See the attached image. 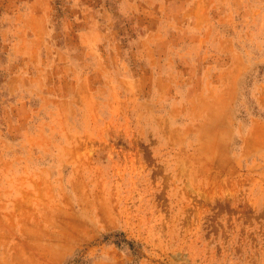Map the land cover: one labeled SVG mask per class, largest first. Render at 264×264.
<instances>
[{
	"label": "rangeland",
	"instance_id": "rangeland-1",
	"mask_svg": "<svg viewBox=\"0 0 264 264\" xmlns=\"http://www.w3.org/2000/svg\"><path fill=\"white\" fill-rule=\"evenodd\" d=\"M0 264H264V0H0Z\"/></svg>",
	"mask_w": 264,
	"mask_h": 264
}]
</instances>
